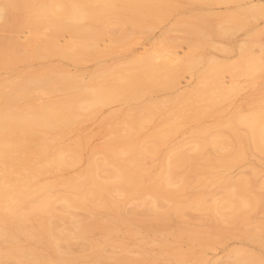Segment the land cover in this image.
Here are the masks:
<instances>
[{
	"label": "rangeland",
	"instance_id": "obj_1",
	"mask_svg": "<svg viewBox=\"0 0 264 264\" xmlns=\"http://www.w3.org/2000/svg\"><path fill=\"white\" fill-rule=\"evenodd\" d=\"M163 1L164 0H152L151 3H148V6L155 4L153 7L157 8L159 5V8L160 6H163V8L160 9L161 11L159 13V10L156 11V8L150 7V10L152 9L151 13H148L150 11L148 10V14L146 13V15L138 18V27L136 26L130 29L131 27H126L127 25L119 23L120 21H107L106 31L102 36L103 39L101 38L99 40L100 44L98 47L100 49L88 54L86 56L87 58L84 56V58L78 62L71 59L60 58L58 55L55 56L53 54H48L46 57L37 55V49L41 46L42 42L46 40L44 38L51 37L55 29V27L52 26V23L50 25L48 22L49 20L47 21L45 18L44 20H40L41 22H38L33 28L20 26V28H22L20 30L16 28H14L16 30L13 28V30H8V28L3 31L0 30V34L3 35L16 34L19 32L21 36L25 35L24 31L27 32L30 29V31H32L29 38L31 40L28 41V43H30L28 44V50L22 52L26 57H30L21 59L22 61L20 64L19 61L16 62L12 67L15 68V72H17V70L26 71L29 69H40L45 67V65L46 67L48 65L58 68L59 70L60 68L67 70V67H69L68 71L73 73L84 71V75L87 76L95 71L105 69L107 72L103 74L101 73V75L88 80L87 84L102 83L109 85V83L114 84L119 82L120 77L127 76L128 73L133 74L138 71L137 67L133 64H129L130 57H137L138 55L143 56L144 52L148 51L150 53L152 51L153 53L156 52V57L157 54L159 57L153 59L155 64L158 66L160 65V71L156 74L157 79H164L167 75H171V73L172 75H175V77H179L177 78V86L174 85L169 89H157L156 87L149 90L145 86H141L143 90L145 89L144 91H147L148 93L150 92L149 94L154 100L158 99L157 101L160 103L157 104L159 108L157 106H155V108L153 107L154 109L152 108L151 115H154V117L152 116V120L150 119L151 121H141L144 114L148 112L143 108L139 111L142 107L141 100L131 101L129 104L122 101H116L113 102L114 104L98 105L91 110L80 114V116H77L73 122L66 125L61 131L58 129L51 131L48 134L49 145H51L52 149H65L67 152L66 158L71 161V164L55 168V170L49 169V172L48 170H43V174L35 172L34 174H31L32 177L27 176L29 179H26L30 181L32 178L30 183L36 184L37 186L45 182L51 183L53 188L50 190V193L54 196L73 194L75 190L70 186V183H81V181L85 179V170L90 162L93 161L99 163L100 169L105 168V170L100 171L101 177L108 175L107 169H111L115 165L126 162V158H128L127 152H123L122 148H118L117 151H113L111 148V145L114 142L113 140H116L117 138H125L122 140L131 142L132 146L134 144L135 154L134 152L133 154L141 160L140 168L143 174V183L145 185H153L158 182V184L161 182V184H164L165 177L168 175L170 177V184L166 185V187L177 188V186L180 185L179 179L181 178L180 180L182 182V179L185 178V186L181 190V196H178L176 199L180 203L182 202L181 204L185 203L184 205L186 207L184 206L179 214L171 212L169 215L170 217L168 216L165 221L163 220L162 223H158L152 216L153 214H151L153 212H145V209L151 201L156 200V202H158L159 210H163L169 206L170 202L169 200H166L168 198L161 195H155V197H153L151 194L142 193L143 191L134 192L132 195H124L121 191L115 190L112 191V193L107 194L108 198L118 200L122 212L130 215L132 219L135 218L133 219V226L137 230L136 234L129 233V235L123 226L115 223L113 224L111 216L106 209L93 207V204L90 202L87 203V206L67 207L62 201H57L55 203V211L47 214L51 223L56 225L57 230H63V228L68 226V224L59 217L60 214H74L77 215V217H89L91 215L89 206H91L96 211V214H99L97 217H101L100 219L104 222L113 224L117 229L116 233L115 229L114 231H111L113 234L107 237L104 229L101 228L102 230H100L99 227H94L89 236L91 240L93 239V241L101 242L103 252L109 257V259H106L108 264L113 263L114 259H112V257L118 254H129L143 259L137 264H248L246 261L248 259L247 254H250L248 260H253V258H255L256 262L254 264H264V246H261L258 241H253L249 236L251 233H254L255 239H258L259 236V239L261 238L260 240L264 241V183H262L264 181V152L259 151V149L254 146H248L250 144L252 145V143H250V140H247L248 142L245 141V143L247 142L248 144L246 143L245 152L242 154L243 156H238L241 159L238 158L239 160L232 165L227 168L223 167L219 164V159L217 158V156H222L224 157V160L229 161V159H233L237 154L235 153L236 147H233L232 145L230 148L231 142L234 143L235 141V139L233 140V137L235 136H233L234 134L231 130L227 129L228 126H224L226 121H233L232 117L235 118V114L237 117L239 114H252L257 111V108L261 110L263 109L262 112L264 111V106H262L264 105V0L259 1V4H262L260 9L262 8L263 10L261 14L259 13L260 16L256 18L258 21L253 18L249 19L250 22L247 21L242 28H235L233 29L234 32L229 30V34H224L222 32L220 29V23L229 24L228 20L230 15L235 12L233 11V6H229L234 4L230 3L228 6L224 3L213 1L212 3L211 1L201 2L199 0H165L166 2L164 1V4H162ZM165 3L167 4L165 5ZM148 6L146 7L147 9H149ZM153 9L158 13L154 12V15H152L154 11ZM163 9L166 13H164L165 11ZM42 22L43 25L41 24ZM255 24L258 25L256 30L252 29L247 36H244L245 32L253 28ZM123 25L126 26L124 27ZM99 27L103 28L102 25H99ZM128 29H130L129 31L132 30L129 34L133 38L130 36L131 38H125L114 42L111 41L114 36H117V34L118 36H121V34L128 33L126 32ZM188 29L190 30L188 31ZM118 30L119 32H117ZM134 30L136 31L134 32ZM199 30L201 31L200 34H198ZM23 33L24 35H22ZM194 33L196 34L194 35ZM239 39L247 40V43L243 45L244 47L240 46V42H238ZM192 40H200L201 43L203 41L202 45L200 44V48H198L199 50L190 47L189 43L191 44ZM213 43H215L217 49L212 47ZM223 46L226 50L220 49L224 48ZM145 47L147 51H144ZM247 48L249 49L247 50ZM258 49H260V51ZM175 51H178L181 54L187 51L188 53L185 56L188 57V54L190 55L189 57L195 56L199 58L198 56H200L201 60L199 59L200 61H197L199 62L198 65L194 64V69H188L183 63L184 59L187 57L183 58V56L179 54L182 59L178 58V60H173L172 58L171 60V57L174 56L172 54H174ZM27 52H29L28 54L30 55H28ZM249 52L252 54L255 53L253 56H258L257 60H259V62L261 61L263 64L262 68L254 70L252 67H246L245 61ZM136 53L137 55H134ZM211 55L215 56L216 60L219 62H225V64L222 63L223 67H221L220 72L208 74L202 69L207 63L208 56L210 57ZM55 63L56 66H54ZM182 63L183 65L180 66V70L175 68L176 70L172 71V67H174L173 65L176 67L178 64L181 65ZM224 66H227L228 68H225ZM12 68H0V75L5 76L15 74V72L11 70ZM181 68H183V72ZM176 71H178V73ZM174 72L177 75L174 74ZM201 72H203V75ZM166 73L167 75H164ZM255 73H257V75H255ZM119 74L122 76H119ZM216 85L218 87H216ZM222 85H224L223 87L226 92L224 95L227 97H224L223 93L217 91ZM197 89H199V91H197ZM179 91H182L181 94L188 97V100L186 97L184 98V96L182 98L179 95ZM215 91H217V93ZM60 93L61 92H56V95H59ZM174 93H176V95ZM33 94H35V96L40 95L44 98L52 96L51 94H40V92H34ZM211 94H213V96ZM177 95H179V97ZM218 95L220 97H218ZM174 96H177V98ZM204 96H206V98H203ZM208 96L213 99V101L211 99L212 102H208ZM165 100H167V102ZM136 103L137 105H135ZM161 106L164 108V111ZM237 117L235 119H237ZM173 126L180 129H176L177 131L172 130L171 132L169 128ZM246 126L247 125L239 124V132L243 133L242 131H245L246 133L247 130L245 129H249L248 131L251 130V128H247ZM166 130H169L170 134L168 133L164 141H158L157 136ZM213 136H224L228 139L229 144L224 145L222 148L220 145V147H213L214 145L210 141ZM199 141L200 143L201 141L203 142V148L201 147L200 151L196 150L197 147H194L195 143L197 145ZM228 141L226 140V143H228ZM155 143L157 145L154 150L155 152L143 149L145 144L148 145ZM181 151L189 155H192L195 152L193 156L196 155V157H194L195 161L193 162L194 164L196 163L197 166L194 167V164V166H190L184 163L173 169L167 167V160L172 158L173 155H176L178 152L181 153ZM15 153L17 152H13L12 155ZM235 158H237V155ZM35 161L39 162L37 159H35ZM39 163V166L36 164L38 168H47L48 165L52 164V162L50 164H47L46 162L42 164V161ZM27 170L29 171V169ZM25 171H21L23 176L17 174L19 178H24V174L27 175ZM221 175L226 176V178L228 177L227 179H224V181L226 180L225 182L222 177L220 178ZM259 175L261 178H259ZM238 178L247 179V189L245 193L248 191L247 193L252 197L253 200H251L252 204L250 205L253 206L251 207L249 205L246 207L248 210L246 215L249 216L245 215V218L240 219L241 217H238L235 214L238 220L235 218L236 216L233 215L235 216V220L232 217V222H226L224 221V214H226V211L227 213L231 211L227 206L229 202L228 197H230L231 193H234L235 190L230 184ZM227 182L229 184H227ZM217 195L218 198L221 197L220 199L222 201L218 200L220 201V207L218 206L220 209L216 211L211 208H206V205H200L201 207L186 205L187 201L190 200H193L194 202L205 201L207 204L213 205L215 202L214 200L218 199ZM232 196L234 197L232 199H235L236 194H233ZM254 198L258 199L254 200ZM221 213H223V215H221ZM146 227L155 228L157 229V232L152 231L150 232L151 236H145L147 235L145 230ZM186 228L192 230L190 232L193 237L185 231ZM176 230H178L180 234L176 235ZM239 231H241V234ZM153 235L155 237H167L171 244L162 246V244L153 242L151 241ZM31 243V240L25 238H22L20 241L21 245L26 246L31 245ZM86 243L87 241L84 242V240L82 241V239L80 240L79 238H76L71 244L72 249L77 253H79V251L89 252L91 249L88 245L86 246ZM62 245L65 248L67 244L66 242H62ZM139 250H144L145 255L140 256L138 253ZM235 250L241 251L233 255Z\"/></svg>",
	"mask_w": 264,
	"mask_h": 264
},
{
	"label": "bare ground",
	"instance_id": "obj_2",
	"mask_svg": "<svg viewBox=\"0 0 264 264\" xmlns=\"http://www.w3.org/2000/svg\"><path fill=\"white\" fill-rule=\"evenodd\" d=\"M151 1L150 0H0V30L3 31L6 28H8V30H13L14 28L20 30L22 29L20 28V26L21 27L24 26L25 28L26 27L33 28V26L37 25L38 22H41L40 20L42 19L44 20L45 18L47 21L49 20L48 22L50 25L52 23V26H54L55 29L53 28L54 31L51 37L48 35L49 36L48 38H44L46 40H44L41 46H39V48L37 49V55L46 57L48 54L49 55L53 54L55 56L58 55L60 58L62 57L66 59H71L75 62H78L82 60L84 56L85 58H87L86 56L88 54H90L91 52H96L98 51V49H100L98 47L100 44L99 40L102 38L104 32L106 31V26L108 23L107 21L110 20L120 21L119 23H124L127 25V26L123 25L124 27L125 26L129 28L131 27L130 29H132V27H136V26L138 27L137 25L139 23L138 18L146 15L147 11L150 10V7H153L155 5L153 4L151 6H148V3L149 2L151 3ZM164 1L163 3L162 2L160 3L164 4ZM199 1L201 2L211 1V3L213 1L217 3H224L228 6L230 3L234 4L229 6V7L233 6L234 9L233 11H235V12L232 11L233 13L230 12L231 15L228 20L229 24L220 23V29L224 34L225 33L229 34V30L234 32L233 29L242 28L247 23V21L250 22L249 19L253 18L254 20H256V18L260 16L263 10L262 8L260 9V6L262 5L259 4L260 0H199ZM166 4L167 3H165V5ZM147 6L149 9L146 8ZM158 6L157 8L156 7L153 8H156V11L159 10L160 13L161 11L160 9L163 8V6L162 7L160 6V8ZM151 11L152 9L148 13H151ZM156 11L154 10L152 15H154V12L158 13ZM164 13H166V11ZM41 24L43 25V22ZM99 25H102L103 28L99 27ZM257 26L258 25L255 24L253 28L245 32L244 36H247L252 29L256 30ZM130 29L126 31L128 33L121 34V36H118L117 34V36L116 37L114 36L111 41L114 42L125 38L126 39L131 38L132 36L129 34V32H131L132 30L129 31ZM30 30L27 32L24 31L25 35L24 33L22 34L24 36H21L19 32H17L16 34H4V35L0 34V68H5V69L12 68L16 64V62L19 61L20 64L22 61L21 59L30 57V56L26 57V55L25 54L23 55L22 53L28 50V44H30L28 43V41L31 40L29 38L32 32ZM189 30L190 29H188V31ZM200 30L198 34H200L201 32ZM135 31L136 30H134V32ZM117 32H119V30ZM195 34L196 33H194V35ZM238 42H240V46L242 47L247 43V40L239 39ZM202 43L200 40L199 41L192 40L191 44L189 43V45L190 47H194L198 49L200 48ZM212 47H215V43L212 44ZM220 49L226 50L225 47ZM248 49L249 48H247V50ZM258 50L260 51V49ZM144 51H147L146 47ZM151 52L150 53L148 51L144 52L143 56L138 55L137 57L134 56L130 57L129 64L130 65L133 64L135 67H137L138 71L133 74L128 73L127 76H122L121 74H119V76H122L120 77V81L114 84L109 83V85L102 83L91 84V85L87 84L88 80L93 79L95 76L101 75V73L103 74L107 72V70L105 69L95 71L85 76L84 71L73 73L68 71L69 67H67V70L61 68L59 70L58 68H54L48 65L46 67L45 65V67L40 69L39 68L33 70L29 69L26 71L17 70V72H15L16 71L15 68H12L11 70L13 71L15 70L14 71L15 74H9L5 76L0 75V264H108L106 262L107 261L106 259H109V257L103 252V249L101 247L102 246L101 242H96L93 241V239L91 240L89 238L92 228L99 227L100 230L104 229L106 231L105 232L106 236L109 237L113 234L111 233V231H114L116 229V227L113 226V224L115 223L123 226L126 232H128V234L137 233L136 228L133 226L134 225L133 219L135 218L132 219L130 215L122 212V210L120 209L121 205L119 204L118 200L108 198L107 194L112 193V191L115 190L121 191L124 195L126 194L132 195L134 192L143 191L142 193L151 194L153 195V197H155V195L156 196L161 195L168 198L165 199L169 200L170 202L169 206H167V208L163 210H159L158 202H156V200L151 201V203L148 204L147 208L146 207H145L146 209L144 208L145 212H149V211L153 212L151 214H153L152 216L156 219L158 223H162L163 220L165 221V219H167V217L171 214V212L175 214H179L183 210L185 203L181 204L182 202L180 203L176 198L178 196H181V190L185 186L184 185L186 181L185 178L182 179V182L180 180L181 178L179 179L180 185L178 184L179 186H177V188L166 187V185L170 184V177L168 175L165 177L166 179L164 178L165 179L164 184H161L162 182L160 184H158L159 182L158 183L156 182L157 184L145 185L143 183V179H142L143 174L140 168L141 160L134 156L135 154L134 144L132 146L131 142L122 140L125 138H117L116 140H113L114 142L112 143L111 148L113 151H117L118 148H122L123 152H127L128 158H126V162L115 165L111 169H107L108 175L105 177H101L100 175V171L105 170V168L100 169L99 163L93 161L90 162L85 170L86 171L85 179L81 181V183L80 182L70 183V186L73 188V190H75L73 194H63L60 196L56 195L57 196L56 197L54 195H51L50 193L51 192L50 190L53 188V185L51 183L45 182L37 186L36 184L30 183L32 178L30 179V181L26 179L29 176L32 177L31 174H34L35 172H40V174H43L44 173L43 170H48L49 172V169L55 170V168L68 166L69 164H71V161H69L68 158H66L67 152L65 149H52L51 145H49L48 142L49 140L48 134L56 129L60 131L63 130L65 126L73 122L77 116H80V114H83L84 112H87L98 105H107L116 101L117 102L122 101L129 104V102L131 101L141 100L140 102L142 107L140 108L139 111H141L142 108L148 111L147 113L144 112L145 114L143 117L141 116L142 117L141 121H149L150 119L152 120V116L154 117V115H151L152 108L153 107L155 108V106H157L159 101H157L158 99L154 100L150 96L149 94L150 92L148 93L147 91H144L145 89L143 90L141 86L143 85L149 90L154 89L156 87L157 89L158 88L169 89L174 85L177 86L178 84L177 78L179 77H175V75H172V73H171L172 76L167 75L166 73L164 74L167 75L166 78L157 79L156 74L158 71H160L159 69L160 65L158 66L157 64H155L153 62V59L157 58L158 54L156 57L155 55L156 52L155 53L152 52L153 54ZM28 53L29 52H27V54ZM187 53H188L187 51L182 54L179 53L178 51H175L174 54H172L174 56L171 57V60L172 58L173 60L174 59L178 60V58H181L180 55H182L183 58L187 57L185 56ZM254 54L249 52L248 57L246 58L245 61V65L248 68L252 67L254 70L255 69L257 70L259 68H262L263 64L261 63V61L259 62V60H257L258 56H253ZM134 55H137V53ZM189 56L190 55L188 54V57ZM188 57L184 59L183 63L185 64V66H187L188 69H192V68L194 69V64L198 65L199 62L197 61L201 60L200 56H198L199 58L195 56L189 58ZM183 63L181 65L178 64V66L176 67L175 65H173L174 67H172V71H175L176 70L175 68L179 69L180 66L183 65ZM222 63L225 64V62ZM222 63L216 60L215 56L211 55L210 57L208 56L207 63L202 69H204V71L208 74L217 73L220 72L221 67H223ZM54 66H56V63ZM225 68L228 67L226 66ZM182 69L183 68H181V70ZM176 72L178 73V71ZM201 73L203 75V72ZM174 74L176 73L174 72ZM255 75H257V73H255ZM223 86L224 85H222V87H219L217 91L223 93V96L225 97L226 95L224 94L226 92ZM216 87L218 86L216 85ZM197 91H199V89H197ZM217 91L215 92L217 93ZM34 92H38V93L40 92V94H44V93L51 94L52 96H49L48 98H44L40 95L35 96V94H33ZM56 92H61V93L59 95H56ZM179 92H180L179 95L182 98L183 96L184 98L186 97L185 95L181 94L182 91ZM176 93L174 94L176 95ZM179 95L177 96L179 97ZM211 95L213 96V94ZM177 96L174 97L177 98ZM218 97L220 96L218 95ZM187 98L188 97H186V99ZM203 98H206V96H204ZM211 99L212 98L208 96V102H212L213 99L212 101ZM167 100L165 101L167 102ZM135 105H137V103ZM262 110L257 108V111L252 114L249 113H247L249 115L239 114L238 117L236 114L235 115L233 114L234 117L235 116L237 117V119H235L236 117L235 118L232 117L233 121L228 122L227 120L226 123L224 122L225 123L224 126H228L227 129L231 130L234 134L233 136H235L233 137V140L235 139L236 141V142L234 141L235 145L233 142L230 141L231 142L230 148L232 147V145L233 147H236L235 153H237L236 154L237 158H235L236 157L235 153H234L235 157L231 160L229 159V161L224 160L223 159L224 157L222 156H217V158L219 159L218 162L221 166L227 168L228 166L232 165L233 163L241 159L238 156H243L242 154H244L245 152L246 143L248 142L247 140H250L251 142L250 141L249 142L252 143V145L250 144L248 146H252V147L254 146L255 148H258L259 151L264 152V113H263L264 111L262 112ZM239 124L247 125L246 127L251 128V130L248 131L249 129H245L247 130L246 133L245 131L241 130L243 132L241 133L239 132L240 131ZM176 129H178L176 126L169 128L171 132L172 130L177 131ZM169 130H166L162 132L160 135H158L157 136L158 141H164L168 133L170 134ZM213 137L210 140L214 145L213 147L221 146L222 148L224 147V145L229 144L228 139L224 136H222L224 138L220 136L214 138ZM226 140L228 141V143H226ZM245 141L247 142L245 143ZM202 143H203L202 141L201 143L199 141L197 145L195 143L194 147L195 148L197 147L196 150L200 151L201 147L203 146ZM156 147H157L156 143L148 144V145L145 144L143 149L153 152ZM13 152H17L15 154L18 155L17 156L15 154H14L15 156L12 155ZM194 154L189 155L182 151L181 153L178 152L176 155H173L172 158L167 160V167L173 169L176 166L184 163L191 166L194 164L193 161H195L194 157H196V155L193 156ZM35 159L39 160V162L42 161V164H44V162H46L47 164H50L52 162V164L48 165L47 168L44 167L42 168L41 166H40L41 168H38L36 164H38L39 166L40 163L36 162ZM194 165H193L194 167L197 166L196 163ZM27 169H29V171ZM23 170L24 171L26 170L25 172L27 173V175L23 173L24 178L22 177L19 178V176L22 175L21 171ZM221 177L223 178V181L224 179L228 178L222 175L220 176V178ZM259 178H261V176ZM246 182L247 179L245 180V178H238L237 180L231 182L230 185L235 189L234 193H231V196L233 194L234 195L236 194V197L235 199H232L234 198L233 196L228 197L229 202L227 206L229 207V209H231V211L228 213L226 211V214H224L225 215L224 221L232 222V217L234 219L236 215L238 217H241L240 219L245 218V215L247 214L248 211L246 207L252 204L251 200H253L252 197H250V195L247 193L248 191L246 192L247 194L245 193L247 189ZM262 183H264V181ZM227 184L229 183L227 182ZM220 198L214 200L215 202L213 203V205L212 204L209 205L205 201L194 202L193 200L187 201L186 205L188 206L191 205L192 207H196V206L201 207L200 205L203 206L206 205V208H211L216 211L220 209L218 208L219 202L222 201ZM255 199L258 198H254V200ZM57 201H62L65 205H67V207H78V206L80 207L84 205L87 206L88 205L87 203L90 202L93 204L92 205L93 207H97V208L99 207V209L100 208L106 209L109 212V215L111 216V220L113 224L104 222L102 219H100L101 217H97L99 216V214H96V211L91 206H89L91 213L90 216L92 217L90 216L77 217V215L74 214L73 215L60 214L59 217L63 221H65L68 224V226L63 228V230H57L56 225L51 223L50 219L48 218L49 216H47V214L53 213L55 211L56 209L55 203ZM221 215H223V213H221ZM237 216L235 218H237ZM145 230L147 232V235L145 236H151L150 232L152 231L157 232V229L150 227H146ZM116 231L117 229L115 230V233ZM185 231H187V233L192 236L190 232L192 230L190 228H186ZM239 232L241 234V231ZM175 234L178 235L180 234V232L176 230ZM249 236L250 238H252L253 241L254 240L255 242L258 241V243H260L261 246H264V241L260 240L261 238L259 239V236H258L259 240L255 239L254 233H251V235ZM22 238L31 240L32 241L31 245L28 246L21 245L20 241ZM76 238H79L80 240L82 239V241L84 240V242L87 241L86 246L88 245L91 250L90 251L87 250L89 252L79 251V253L73 250L71 244L72 242L75 241ZM151 241L162 244V246L163 245L167 246L171 244L169 242V239L167 237L164 238V236L155 237L153 235V237H151ZM62 242H66L67 245L65 248L62 245ZM240 251L241 250H235L233 255L239 253ZM138 253L140 256L145 255L144 250H139ZM247 255L249 259L250 254ZM112 259H114V261L111 264H137L138 262H141L143 260L140 259L139 257L132 256L129 254H121V255L118 254L116 256H113ZM248 259L246 260L248 264H254L256 262L255 258H253V260H248Z\"/></svg>",
	"mask_w": 264,
	"mask_h": 264
}]
</instances>
